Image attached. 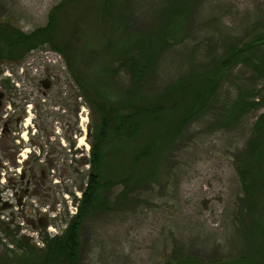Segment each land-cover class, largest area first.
<instances>
[{
    "label": "rangeland",
    "instance_id": "1",
    "mask_svg": "<svg viewBox=\"0 0 264 264\" xmlns=\"http://www.w3.org/2000/svg\"><path fill=\"white\" fill-rule=\"evenodd\" d=\"M128 1L111 0V28L98 23L101 0L64 6L66 13L59 19L55 31L57 44L67 41L70 22H78L79 29L75 34L79 33L80 39H72L68 53L74 67L88 76L86 80L95 64L89 62L86 54H78L80 49L87 50L82 47L83 43L98 50L106 38L112 36L118 42L151 34L153 30H164L167 38L176 42L172 48L183 52V58L176 64L169 61L171 48L163 50L159 56L154 69L158 84L164 85L203 62L211 63L228 43L250 40L264 30V0H196L188 15L175 18V13L168 24L162 11L177 5V0H150L153 5L146 11L142 5ZM59 2L0 0V22L10 21L25 32L31 31L47 22L49 9ZM87 5L89 17H78ZM121 10L130 15L126 22ZM37 51L40 55L45 51L49 58L61 56L48 45L40 46L30 54ZM84 60L85 64L82 63ZM63 63L61 59L59 66L58 63L49 64L59 67L58 87L62 75L66 78L65 72L60 73ZM44 65L46 63L38 69L44 70ZM251 75L249 68L235 67L223 80L212 107L202 109L198 117L181 130L163 149L153 168L150 160L140 161L141 164L134 168L118 158L104 160L101 173L105 178L113 182L120 177L124 179L126 174L122 172L132 169L136 175H130L128 179L136 187L123 196L119 192L121 186L115 189L105 185L97 189L96 208L83 218L77 231L76 264H161L175 248L190 255L201 250L211 252L216 247L214 238L220 240L216 244L225 253L233 254L248 247L257 251L264 249L263 230L257 232L252 244L247 243L241 233L225 236L223 230L228 228L233 232L231 223L236 221L238 180L235 165L238 162H233L232 155L245 147L252 136V124L264 112V78H252ZM65 85L73 96L72 122L68 127L67 112H63L65 106L60 97L56 104H50L43 97L40 192L37 197L26 198L31 206L25 211L21 212L12 200L10 210L0 213V253L21 254L14 251V243L22 241L21 238L42 248L43 238L58 236L65 221L77 212L80 189L85 185L89 169V143L98 118L88 102L77 96L73 82L66 78ZM155 86L149 93L157 91ZM237 100L242 106L251 108L234 110ZM255 103L258 106H254ZM262 130L264 133V126Z\"/></svg>",
    "mask_w": 264,
    "mask_h": 264
},
{
    "label": "trees",
    "instance_id": "2",
    "mask_svg": "<svg viewBox=\"0 0 264 264\" xmlns=\"http://www.w3.org/2000/svg\"><path fill=\"white\" fill-rule=\"evenodd\" d=\"M85 1L87 0H60L49 9L47 22L28 32L13 26L0 25V46L14 47L6 51L10 56L24 54L43 45H48L52 50L59 52L68 69L70 80L77 88V96L88 102L98 118L89 143V169L85 185L80 189L81 197L77 212L65 221V227L58 236L43 238L44 246L41 249L33 248V245L28 244L25 238H21L23 242L17 240L14 243L16 247L14 251L18 250L21 254H26L25 259H31V263L35 264L46 262L76 264L77 231L83 218L96 208L97 189L105 185L115 189L121 186L119 192L122 196L135 189L134 183L128 179L130 175H136L132 169L122 172L126 174V177L124 179L120 177L114 182L103 176L101 169L107 157L110 160L118 158L122 162L126 161L130 168L141 164L143 160H150L153 168L163 149L178 137L181 130L191 124L202 109L205 111L212 107L211 105L218 98L223 80L235 67L240 65L249 68L252 78H264V52H259L261 49L264 50L263 30L250 40L243 42L235 40L228 43L220 54H216L213 63L203 62L196 69L189 70L168 84H158L154 66L163 50L171 48L169 61L174 64L178 60L181 61L183 52L172 48L176 42L167 38L164 30H153L151 34H141L130 40L120 39L117 42L113 36L106 38V42L98 50L83 43L82 47L87 50L85 52V49H80L78 54L80 56L86 54L89 62L95 64L89 79L86 80L85 77L88 76H85L80 68L77 70L74 67L73 59L68 53L72 39L74 37L80 39L77 37L79 33L75 34L79 29V23L75 20L70 22L67 27L70 29L67 41L57 44L55 36V31L60 24L59 19L64 18L66 13L64 6ZM101 1L98 23L111 28L109 21L112 12L111 0ZM129 1L135 5H142L144 11L149 10L153 5L150 0ZM195 2L196 0H177V5L165 7L162 14L164 19L166 18V24L170 22L172 15L175 16V13V18L188 15ZM89 9L87 5V9L78 17L88 18ZM121 14H124L125 22L130 17L125 10H121ZM0 51L3 50L0 49ZM82 63L85 64V60ZM154 83L157 91L149 93V90L155 89ZM254 106L258 104L255 103ZM250 108L249 105L242 106L240 100L233 105V109L239 111ZM230 122L233 121L230 120ZM263 126L264 112L260 113L252 124V136L244 144L245 147L232 155L233 162H238L235 165L238 180V191L235 197L237 212L234 215L236 221L231 223L233 232L228 228L223 229L225 236L241 233L249 244H252L258 231L263 230L264 234ZM130 143L133 147H130ZM212 241L215 242L216 247L211 252L201 250L190 255L188 252L175 248L167 259L174 261L190 256L209 261L234 257H256L264 260V249L257 251L248 247L231 254L225 253L222 247L216 244V242L220 243L219 239L214 238Z\"/></svg>",
    "mask_w": 264,
    "mask_h": 264
},
{
    "label": "flooded vegetation",
    "instance_id": "3",
    "mask_svg": "<svg viewBox=\"0 0 264 264\" xmlns=\"http://www.w3.org/2000/svg\"><path fill=\"white\" fill-rule=\"evenodd\" d=\"M0 25L16 27L10 21H1ZM10 48L14 47L0 46L3 50L0 51V213L10 210L12 200L21 212L25 211L31 206L26 198L37 197L40 192L43 97L50 104H56L58 97L61 98L63 107H67L63 112H67L68 127L73 118V96L65 85L66 78L70 80L65 63L60 73L65 72L66 78L62 75L58 87L59 65L46 64L44 70L38 69L44 61L39 51L10 56L6 53ZM33 248L38 249L34 245ZM26 257V254L4 251L0 253V264H31V259Z\"/></svg>",
    "mask_w": 264,
    "mask_h": 264
},
{
    "label": "water",
    "instance_id": "4",
    "mask_svg": "<svg viewBox=\"0 0 264 264\" xmlns=\"http://www.w3.org/2000/svg\"><path fill=\"white\" fill-rule=\"evenodd\" d=\"M161 264H264V261L256 257H234L218 261H209L187 256L174 261L166 259Z\"/></svg>",
    "mask_w": 264,
    "mask_h": 264
},
{
    "label": "built area",
    "instance_id": "5",
    "mask_svg": "<svg viewBox=\"0 0 264 264\" xmlns=\"http://www.w3.org/2000/svg\"><path fill=\"white\" fill-rule=\"evenodd\" d=\"M56 57H58V56H56ZM81 110H84V108L82 107Z\"/></svg>",
    "mask_w": 264,
    "mask_h": 264
}]
</instances>
